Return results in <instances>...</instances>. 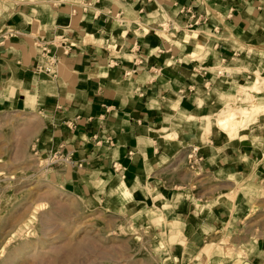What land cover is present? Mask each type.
I'll list each match as a JSON object with an SVG mask.
<instances>
[{"label": "crops", "instance_id": "crops-1", "mask_svg": "<svg viewBox=\"0 0 264 264\" xmlns=\"http://www.w3.org/2000/svg\"><path fill=\"white\" fill-rule=\"evenodd\" d=\"M259 60L264 0H0V112L36 113L40 150L70 157L53 181L164 231L178 264H264V239L224 232L236 187L264 190V114L215 121Z\"/></svg>", "mask_w": 264, "mask_h": 264}, {"label": "rangeland", "instance_id": "rangeland-1", "mask_svg": "<svg viewBox=\"0 0 264 264\" xmlns=\"http://www.w3.org/2000/svg\"><path fill=\"white\" fill-rule=\"evenodd\" d=\"M257 64L252 75L264 79V60ZM40 131L36 113L0 112V264H178L164 231L126 227L125 216L86 204L54 182L56 164L40 150ZM243 186L234 191L233 225L224 232L264 239V190L240 193Z\"/></svg>", "mask_w": 264, "mask_h": 264}, {"label": "bare ground", "instance_id": "bare-ground-1", "mask_svg": "<svg viewBox=\"0 0 264 264\" xmlns=\"http://www.w3.org/2000/svg\"><path fill=\"white\" fill-rule=\"evenodd\" d=\"M263 76H255L252 83L247 87H242L237 93L236 104L225 105L215 115L216 125L226 132H236L238 130L249 128L252 124L258 121V116L264 113V105H259L255 102L251 92L264 91ZM241 87V86H240ZM256 124V123H255ZM239 188V187H238ZM246 188V187H244ZM157 217L152 219V222L159 224L164 221V214L161 208H156Z\"/></svg>", "mask_w": 264, "mask_h": 264}, {"label": "built area", "instance_id": "built-area-1", "mask_svg": "<svg viewBox=\"0 0 264 264\" xmlns=\"http://www.w3.org/2000/svg\"><path fill=\"white\" fill-rule=\"evenodd\" d=\"M186 12L188 14V16L190 18H194V14L189 10V9H186ZM198 21L195 20L194 23H188L190 26H192L193 24L197 23ZM44 51H46V48L43 49ZM51 65L50 66H47L44 68L45 71H50L51 70ZM196 152H197V148L194 147V146H190L189 149L187 150V153H186V157L188 159H193L194 161L197 160V157H196ZM49 157L51 159V163H57L59 161H69V155L67 153H63L60 149L59 150H54V151H50L49 153ZM196 157V159H195Z\"/></svg>", "mask_w": 264, "mask_h": 264}]
</instances>
